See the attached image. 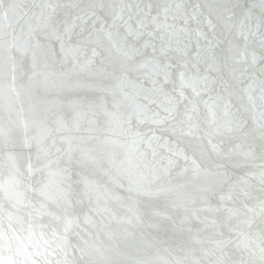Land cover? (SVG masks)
Wrapping results in <instances>:
<instances>
[{
    "label": "snow or ice",
    "instance_id": "6c2138e0",
    "mask_svg": "<svg viewBox=\"0 0 264 264\" xmlns=\"http://www.w3.org/2000/svg\"><path fill=\"white\" fill-rule=\"evenodd\" d=\"M153 7L0 0V264H264V0Z\"/></svg>",
    "mask_w": 264,
    "mask_h": 264
},
{
    "label": "water",
    "instance_id": "95a60500",
    "mask_svg": "<svg viewBox=\"0 0 264 264\" xmlns=\"http://www.w3.org/2000/svg\"><path fill=\"white\" fill-rule=\"evenodd\" d=\"M89 2L90 0H83L84 4H87ZM132 2L135 6V3L137 2V0H132ZM140 2L142 6L146 5L147 3H152L154 6L153 11H156L157 10L156 6L160 3V0H140ZM187 2H188L189 7L199 3L201 5V8L204 9L206 13H211L213 16L214 22L218 24L217 33L220 35H223L222 28L219 26L220 21L216 19L217 15H220L222 12L221 6L231 8L235 12L236 17L239 18V16L243 13L245 9L251 7V5L254 3V0H187ZM5 3H7V0H5ZM104 3L105 5H107L109 3V0H104ZM72 11L73 10L69 8L62 10L60 18L61 19L65 18L66 13L70 17ZM107 11H108L107 7H105L104 10L99 11L100 16H102L105 20L110 19V17L106 14ZM134 11H135V7H134ZM253 13L255 16H264V13L260 11L259 7L254 8ZM121 31L123 30L121 29Z\"/></svg>",
    "mask_w": 264,
    "mask_h": 264
}]
</instances>
